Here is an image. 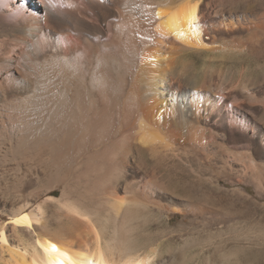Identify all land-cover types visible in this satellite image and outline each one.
Segmentation results:
<instances>
[{"label":"bare ground","instance_id":"bare-ground-1","mask_svg":"<svg viewBox=\"0 0 264 264\" xmlns=\"http://www.w3.org/2000/svg\"><path fill=\"white\" fill-rule=\"evenodd\" d=\"M32 2L0 0V38L20 47L0 46V170L11 164L12 188L0 259L161 264L145 251L151 210L172 220L197 206L188 186L169 192L174 179H219V23L204 0ZM190 52L216 63L206 81ZM229 153L252 168L250 154Z\"/></svg>","mask_w":264,"mask_h":264},{"label":"rangeland","instance_id":"rangeland-1","mask_svg":"<svg viewBox=\"0 0 264 264\" xmlns=\"http://www.w3.org/2000/svg\"><path fill=\"white\" fill-rule=\"evenodd\" d=\"M204 10L209 20L219 23V179H174L169 192L184 198L182 190L188 186L197 206L187 214L170 213L172 220L153 208L143 229L145 251L156 250L161 264L171 257L176 264H264V27L247 25L250 19L264 22V0H204ZM3 15L0 20L6 19ZM0 46L4 55V48L11 55L20 48L1 38ZM184 59L201 82L216 66L209 53L190 52ZM230 151L250 154L253 161L245 159L252 168L245 172ZM6 166L0 170V202L12 191L11 164ZM174 204L180 206L177 200ZM56 212L53 218L60 217ZM9 258L6 253L0 264Z\"/></svg>","mask_w":264,"mask_h":264}]
</instances>
